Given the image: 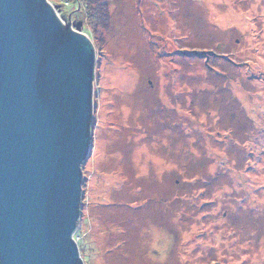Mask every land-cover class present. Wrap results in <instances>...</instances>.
<instances>
[{"label":"rangeland","instance_id":"374dc122","mask_svg":"<svg viewBox=\"0 0 264 264\" xmlns=\"http://www.w3.org/2000/svg\"><path fill=\"white\" fill-rule=\"evenodd\" d=\"M96 54L85 264H264V0H48Z\"/></svg>","mask_w":264,"mask_h":264},{"label":"water","instance_id":"95a60500","mask_svg":"<svg viewBox=\"0 0 264 264\" xmlns=\"http://www.w3.org/2000/svg\"><path fill=\"white\" fill-rule=\"evenodd\" d=\"M48 0H0V264H85L95 50Z\"/></svg>","mask_w":264,"mask_h":264},{"label":"trees","instance_id":"16d2710c","mask_svg":"<svg viewBox=\"0 0 264 264\" xmlns=\"http://www.w3.org/2000/svg\"><path fill=\"white\" fill-rule=\"evenodd\" d=\"M75 1L79 2L80 0H75Z\"/></svg>","mask_w":264,"mask_h":264},{"label":"built area","instance_id":"2783aa9c","mask_svg":"<svg viewBox=\"0 0 264 264\" xmlns=\"http://www.w3.org/2000/svg\"><path fill=\"white\" fill-rule=\"evenodd\" d=\"M58 15L60 16V14L58 13Z\"/></svg>","mask_w":264,"mask_h":264},{"label":"clouds","instance_id":"9594fccd","mask_svg":"<svg viewBox=\"0 0 264 264\" xmlns=\"http://www.w3.org/2000/svg\"><path fill=\"white\" fill-rule=\"evenodd\" d=\"M58 12V11H57ZM60 17V16H59ZM61 19V18H60Z\"/></svg>","mask_w":264,"mask_h":264}]
</instances>
